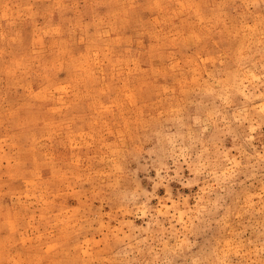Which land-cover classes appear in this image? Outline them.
<instances>
[{
    "label": "rangeland",
    "instance_id": "obj_1",
    "mask_svg": "<svg viewBox=\"0 0 264 264\" xmlns=\"http://www.w3.org/2000/svg\"><path fill=\"white\" fill-rule=\"evenodd\" d=\"M0 264H264V0H0Z\"/></svg>",
    "mask_w": 264,
    "mask_h": 264
}]
</instances>
